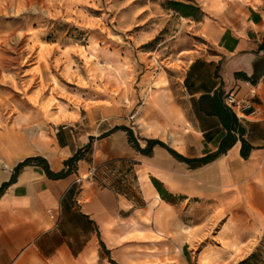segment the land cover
<instances>
[{"label": "crops", "instance_id": "0c3cea01", "mask_svg": "<svg viewBox=\"0 0 264 264\" xmlns=\"http://www.w3.org/2000/svg\"><path fill=\"white\" fill-rule=\"evenodd\" d=\"M204 28L214 52L188 60L181 77L184 101L169 108L181 116L178 142L172 136L167 144L155 126L140 125L137 133L113 107L93 104L56 125L49 142L15 143L8 149L0 164V187L28 157L42 156L58 172L90 144L66 177L52 179L42 168L26 166L3 190L0 264H144L147 234L168 235L177 218L176 200L161 198L151 178L185 202L264 190V0L243 6L226 25L213 22ZM229 93L242 102L243 112L226 107ZM224 122L235 144L196 169L161 146L153 147L151 156L141 154L124 130H112L129 127L141 147L140 138L157 139L194 158L218 149L229 127ZM239 138L252 147L246 159ZM164 243L167 248L168 240Z\"/></svg>", "mask_w": 264, "mask_h": 264}, {"label": "rangeland", "instance_id": "374dc122", "mask_svg": "<svg viewBox=\"0 0 264 264\" xmlns=\"http://www.w3.org/2000/svg\"><path fill=\"white\" fill-rule=\"evenodd\" d=\"M170 1L201 12L183 16ZM260 1L0 0V164L15 143L49 142L93 104L178 142L181 116L169 108L184 101L188 60L214 52L204 27ZM175 202L174 228L147 234L144 264H239L252 253L264 264V190Z\"/></svg>", "mask_w": 264, "mask_h": 264}, {"label": "trees", "instance_id": "16d2710c", "mask_svg": "<svg viewBox=\"0 0 264 264\" xmlns=\"http://www.w3.org/2000/svg\"><path fill=\"white\" fill-rule=\"evenodd\" d=\"M172 9L176 12H179L181 15L186 17H195V12L199 10V8L191 3L188 2H181V1H170ZM225 125H227L226 122H224ZM229 126V125H227ZM122 129L126 132L128 143L138 152L141 154H144L146 156H151L153 152V147L155 146H161L165 148L170 155H172L176 160L183 163L187 168L189 169H196L199 167L204 166L207 163H210L214 160H216L221 154L225 153L229 148H231L236 141V137L232 134L230 126L228 127V131L226 135L221 139L220 145L218 149L214 152L208 153L204 155L203 157H184L178 152H176L173 148H170L167 144L163 143L160 140L157 139H148V138H140L142 141L145 142V146L141 147L138 139L136 138L133 130L126 126H116L112 130ZM240 132H242V129H239ZM92 141V138L90 139ZM241 142V149H240V155L243 159H246L249 156L250 151L252 150V147L243 139L239 138ZM90 150V144L87 145L83 149L77 150V152L71 156L70 158L66 159L64 161V168L58 172H53L47 160L42 156H34V157H28L24 159L22 162H19L13 169V173L11 175V178L9 182L3 183L0 187V194L3 192V190L12 183L15 179L17 174L26 166H38L43 169L46 176L52 179H58L63 178L75 171L77 162L83 158L84 152ZM151 181L157 191L159 192L161 198L168 202H172L176 200V196L173 194H169L160 184L157 180L154 178H151ZM256 254L252 253L249 255L246 259L241 261L239 264H255L256 263Z\"/></svg>", "mask_w": 264, "mask_h": 264}, {"label": "built area", "instance_id": "2783aa9c", "mask_svg": "<svg viewBox=\"0 0 264 264\" xmlns=\"http://www.w3.org/2000/svg\"><path fill=\"white\" fill-rule=\"evenodd\" d=\"M224 103L226 107L230 110H240L242 112L245 110V107H243L242 102H240L232 93H229L225 96ZM91 174L94 175L93 172Z\"/></svg>", "mask_w": 264, "mask_h": 264}]
</instances>
